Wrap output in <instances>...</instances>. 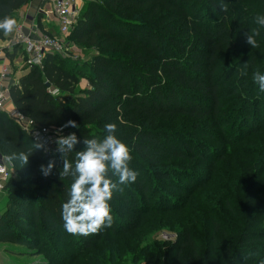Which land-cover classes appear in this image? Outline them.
Returning a JSON list of instances; mask_svg holds the SVG:
<instances>
[{
  "label": "trees",
  "instance_id": "16d2710c",
  "mask_svg": "<svg viewBox=\"0 0 264 264\" xmlns=\"http://www.w3.org/2000/svg\"><path fill=\"white\" fill-rule=\"evenodd\" d=\"M31 1L0 0V18H14ZM257 15H264V0H85L66 38L96 54L78 65L46 53L40 66L8 88L11 106L48 129L53 146L29 157L27 176L17 170L8 179L0 245L21 247L48 264H209L201 247L207 231L212 264H260L264 93L252 73H264V28L256 24ZM251 30L259 32L256 48L245 40ZM18 50L5 51L6 57L12 60ZM234 76L238 80L232 81ZM80 80L86 87L77 92ZM68 121L77 127H64ZM105 123H115L130 147L129 167L137 180L114 192L111 227L74 237L60 220L73 177L59 176L63 165L54 139L72 132L81 140L102 137ZM256 136L257 160L244 164L241 158H251L244 148ZM32 142L0 114L1 158ZM83 148L80 143L74 151ZM66 155L74 162V152ZM216 156L215 165L239 162L238 178L217 180L209 165ZM49 160L55 167L44 177L39 165ZM205 165L210 168L196 173ZM162 231L176 238L159 262L155 256L163 245L153 238Z\"/></svg>",
  "mask_w": 264,
  "mask_h": 264
},
{
  "label": "clouds",
  "instance_id": "9594fccd",
  "mask_svg": "<svg viewBox=\"0 0 264 264\" xmlns=\"http://www.w3.org/2000/svg\"><path fill=\"white\" fill-rule=\"evenodd\" d=\"M256 24L264 28V15L254 17ZM17 21L11 17L0 18V35L7 37L13 33ZM245 40L251 48L257 47L256 36L259 32H245ZM246 66V63H245ZM252 82L258 85L260 93H264V73H252ZM64 127L76 128V124L68 121ZM84 145L83 150L74 151L77 144ZM55 151L60 154L62 169L59 176L73 177L68 190V199L62 203L60 220L63 230L74 237H87L100 233L111 227L113 223L110 201L114 192L120 191V185H130L137 180L138 173L129 167L132 159L130 147L119 138L117 125L105 123L102 137L78 139L75 132L60 135L55 141ZM37 150L48 151L46 142H32L31 147L7 157L16 160L23 167L29 157ZM75 153L74 162H70L67 153ZM55 161L49 160L47 165L40 164L39 171L47 177L52 173ZM116 177L117 179H112ZM264 264V260L260 261Z\"/></svg>",
  "mask_w": 264,
  "mask_h": 264
},
{
  "label": "rangeland",
  "instance_id": "374dc122",
  "mask_svg": "<svg viewBox=\"0 0 264 264\" xmlns=\"http://www.w3.org/2000/svg\"><path fill=\"white\" fill-rule=\"evenodd\" d=\"M85 0H82V4L80 5V7L78 8L77 10V14L75 16V19H77V17L79 16V11L80 9L82 8L83 6V3H84ZM51 36V35H50ZM49 36V37H50ZM53 38H57V39H60V37L58 36L57 32H56V36H51ZM68 38H63V42L66 44V52L63 53V54H57L60 58L62 59H65V60H69L71 62H75L76 64L78 65H84L86 64L90 58L92 56H94L96 54L95 51L93 50H89V49H83L81 47H77V46H74L72 45L71 43H69L67 41ZM26 68V67H25ZM238 80V77L237 76H234L232 77V81L233 80ZM86 87V83L85 81L83 80H80L79 81V84L77 86V92H82L84 90V88ZM164 125H167V124H164ZM58 137V136H56ZM55 137L54 141L57 139ZM204 142H206V138H203ZM263 142L264 144V136H261V143ZM206 143H210V140L208 139ZM258 144V140H257V136H256V139L254 142H252L251 146H248V147H245L244 148V153L243 154H247L249 155L251 158H241L240 161H242V163L244 164H248L249 161H251L252 159L253 160H257V149H259V145ZM262 144V145H263ZM53 146V141H52V144H51V147ZM214 151V155L216 154L215 153V150L213 149ZM212 154V155H213ZM218 157H220L218 155ZM217 158V156L215 158L212 159V161H209L211 164L209 165H213L210 170L214 169V171L212 170L213 173L216 174L217 176V180H223V179H226V178H229L231 176H234L236 178H238L237 176V172H238V169H237V165L239 164V162L237 161H229V159H224L220 162H218L217 165H215L214 163V160ZM0 161L6 166V169L9 173V177H12V176H15V172H17V170L21 173L22 176H27V173H26V165L25 166H21L19 164L18 161L16 160H7V159H3L0 157ZM198 162V160H195ZM196 164L198 165L199 163ZM209 165H205V168L202 166V167H199L197 166L198 168L195 169V171H197L196 173L199 174L198 171H201L203 169H205V171L207 170L206 167H209ZM248 167H252V164L249 165ZM210 168V167H209ZM254 169V175L256 174L255 172V169L256 167H252ZM202 172V171H201ZM217 172V173H216ZM214 174V175H215ZM239 180V179H238ZM239 181H237L238 183ZM219 184H224L222 182H219ZM227 186H234V183L232 182L231 184H224L223 187H226ZM185 187L187 188V186L185 185ZM189 189V188H187ZM165 194H169L171 193L169 190H165L164 191ZM253 197L252 199H254V194L252 193ZM5 193H2L0 195V214L1 212L4 210L5 208V204H6V198H5ZM256 197V206H260V201L258 200L257 196ZM214 203L216 201H213ZM176 238V235L174 233H167V232H164L162 231L161 233H159L158 236H156L155 240H157L159 242L160 245H163V247L161 249H158V253L157 255L155 256V258L158 256L157 259L161 258L159 260V262H162L163 259H164V252L166 249H168L170 247V245L174 242ZM215 239L217 241V244L223 246V243H224V239L222 237H220L219 235H216L215 236ZM201 247H203V259L209 263V264H212V254H211V251L213 250V247H212V242L210 241V238L208 236V232L207 231H203V236H202V243H201ZM220 247V246H218ZM217 247V254L218 256L221 255L222 251L219 250V248ZM23 251H25L23 248L19 247H15L13 245H10V244H2L0 245V264H48V262L45 260L44 257H39V256H29V255H25V253H23ZM186 254L188 255V253L186 252ZM25 255V256H24ZM171 256L169 258V260H171Z\"/></svg>",
  "mask_w": 264,
  "mask_h": 264
},
{
  "label": "built area",
  "instance_id": "2783aa9c",
  "mask_svg": "<svg viewBox=\"0 0 264 264\" xmlns=\"http://www.w3.org/2000/svg\"><path fill=\"white\" fill-rule=\"evenodd\" d=\"M48 2L51 0H40ZM79 0H53L52 12L56 19L58 35L60 39L45 36L39 40H33L25 35L20 26L14 30V42L11 48L19 47L22 52L23 61L26 69L40 66L46 53L63 54L66 52V44L63 38H66L71 30L75 16L77 14V3ZM1 57V52H0ZM8 73L6 69L0 71V114L6 116L16 127L27 134L35 142H46L48 151L51 147V136L48 129H40L29 119L18 113L8 100V88L12 85L6 83ZM6 83V84H5ZM9 85V86H8ZM9 173L6 166L0 161V193H3L4 187L9 179Z\"/></svg>",
  "mask_w": 264,
  "mask_h": 264
},
{
  "label": "crops",
  "instance_id": "0c3cea01",
  "mask_svg": "<svg viewBox=\"0 0 264 264\" xmlns=\"http://www.w3.org/2000/svg\"><path fill=\"white\" fill-rule=\"evenodd\" d=\"M52 1L43 2L40 0H33L24 8L19 10L14 19L17 21L16 26H20L25 35H28L33 40H39L45 36H56L57 24L55 16L52 12ZM82 4V0L77 3V8ZM50 36V37H51ZM59 36V35H58ZM14 42V31L7 37H3L0 40V71L6 69L8 78L6 83L13 85L17 82V79L26 72V68L23 61L22 52L19 50L12 60L6 57L5 51L11 52ZM5 83V84H6ZM8 85V86H9ZM9 107H12L9 105ZM2 193H0L1 195Z\"/></svg>",
  "mask_w": 264,
  "mask_h": 264
},
{
  "label": "water",
  "instance_id": "95a60500",
  "mask_svg": "<svg viewBox=\"0 0 264 264\" xmlns=\"http://www.w3.org/2000/svg\"><path fill=\"white\" fill-rule=\"evenodd\" d=\"M45 87H46V88H49V85H48V84H45Z\"/></svg>",
  "mask_w": 264,
  "mask_h": 264
}]
</instances>
